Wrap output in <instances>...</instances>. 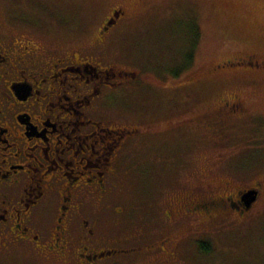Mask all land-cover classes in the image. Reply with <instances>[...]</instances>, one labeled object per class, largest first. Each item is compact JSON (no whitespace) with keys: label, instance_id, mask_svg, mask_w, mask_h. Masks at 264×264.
Here are the masks:
<instances>
[{"label":"rangeland","instance_id":"374dc122","mask_svg":"<svg viewBox=\"0 0 264 264\" xmlns=\"http://www.w3.org/2000/svg\"><path fill=\"white\" fill-rule=\"evenodd\" d=\"M49 3L56 21L41 25L25 0H0L2 32L1 13L18 9L55 51L99 55L100 64L135 73L100 102L103 126L136 131L119 154L117 181L100 203L86 201L84 217L97 215L108 245L115 246L113 235L140 247L169 240L166 253L129 252L102 264H264V70L228 64L264 59V0ZM114 3L124 5V16L95 48ZM99 4L105 7L96 10ZM232 96L242 110L222 115ZM255 182L262 190L248 210L175 213L187 194L220 195Z\"/></svg>","mask_w":264,"mask_h":264},{"label":"flooded vegetation","instance_id":"af4514ba","mask_svg":"<svg viewBox=\"0 0 264 264\" xmlns=\"http://www.w3.org/2000/svg\"><path fill=\"white\" fill-rule=\"evenodd\" d=\"M25 5L36 10L41 25L56 21L49 0H25ZM109 9L93 36L95 48L111 39L124 16L122 4ZM43 11L53 14L44 17ZM1 15L8 30L3 33L0 27V264H102L129 252L166 253V238L140 247L113 235L115 246L108 245L97 215L84 217L86 201L100 203L117 181L119 154L136 131L103 126L97 120L100 102L135 73L106 67L99 55L82 56L65 47L55 51L23 11ZM233 61L228 64L264 70V59L254 55ZM232 97L220 106L222 115L242 110L240 100ZM249 190L256 198L246 207L242 196ZM261 190L255 182L220 195L187 194L175 213L211 218L222 211L248 210Z\"/></svg>","mask_w":264,"mask_h":264},{"label":"water","instance_id":"95a60500","mask_svg":"<svg viewBox=\"0 0 264 264\" xmlns=\"http://www.w3.org/2000/svg\"><path fill=\"white\" fill-rule=\"evenodd\" d=\"M255 198H256V192L254 190H249L245 192L242 196V200L245 202L244 204L246 207H249L253 203Z\"/></svg>","mask_w":264,"mask_h":264},{"label":"trees","instance_id":"16d2710c","mask_svg":"<svg viewBox=\"0 0 264 264\" xmlns=\"http://www.w3.org/2000/svg\"><path fill=\"white\" fill-rule=\"evenodd\" d=\"M200 248H202V249L205 251V248H203L201 244H200ZM203 250H202V251H203Z\"/></svg>","mask_w":264,"mask_h":264}]
</instances>
